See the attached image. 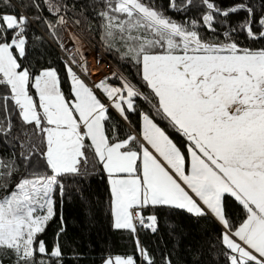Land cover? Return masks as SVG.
<instances>
[{"label": "snow or ice", "instance_id": "6c2138e0", "mask_svg": "<svg viewBox=\"0 0 264 264\" xmlns=\"http://www.w3.org/2000/svg\"><path fill=\"white\" fill-rule=\"evenodd\" d=\"M75 9L68 0L0 5V143L11 148L0 154V264H63L67 181L89 167L106 174L112 227L132 234L138 252L103 264H173L138 236L158 230L161 211L215 222L218 264H264V46L238 39L264 43V0H99L97 27L72 33L69 49L60 31ZM37 22L68 56L67 93L57 67L34 70L29 59L42 40ZM93 33L136 82L118 71L87 82Z\"/></svg>", "mask_w": 264, "mask_h": 264}, {"label": "trees", "instance_id": "16d2710c", "mask_svg": "<svg viewBox=\"0 0 264 264\" xmlns=\"http://www.w3.org/2000/svg\"><path fill=\"white\" fill-rule=\"evenodd\" d=\"M13 2L15 3L16 0ZM68 2L76 4L75 11L68 13V23L87 37L89 22L93 28L97 27L98 18L93 11V5L99 0H68ZM156 2L165 7L168 4V0H156ZM177 2L179 3L180 0ZM221 2L222 6H228L232 0H221ZM252 2L260 4V0H252ZM2 3L3 0H0V5ZM33 11L35 10H29L30 13ZM167 14L178 20L183 19V16L172 11H168ZM45 15H47L46 12ZM190 15H197V13L194 10ZM76 19L80 20L79 25L74 23ZM64 29L60 31L61 37H63ZM33 30L36 36L42 37L29 57L35 66L34 70H38L42 66H49V64L57 67L62 76V87L67 93L70 87L64 70V61L68 59L67 54L55 40L50 38L49 30L43 24L38 22L33 24ZM203 34L206 37L212 36L211 33ZM93 35L95 38L91 44L106 57L118 72L125 75L132 73L130 78L136 82L138 78L134 75L135 70L125 61H121L115 52L102 49L99 37L94 33ZM238 39L246 46H264V43L261 42L251 44L245 40L243 35ZM138 103L141 107H148L142 100ZM112 115L116 120L124 123L115 111L112 112ZM131 119L136 122L138 116L132 113ZM9 152H11V148L0 143V154ZM57 210L61 211L59 204ZM62 213L67 225L66 235L60 239L64 253L63 264H103V260L109 254H112L113 257L125 253L138 255L134 236L127 230H116L112 227L109 210V185L105 173L99 170L93 171L89 167V175L78 178L76 181L68 180ZM158 217L159 226L156 232L146 228H141L138 232L140 241L156 256L158 261L162 254H171L173 264H218V258L215 255L216 249L213 247L218 244L216 236L219 226L215 222L197 220L187 214L181 215L167 211L159 212ZM58 224L57 220L47 230V236L44 238L49 244L56 239ZM0 258L3 257L0 256ZM4 264H10L7 258L4 259Z\"/></svg>", "mask_w": 264, "mask_h": 264}, {"label": "rangeland", "instance_id": "374dc122", "mask_svg": "<svg viewBox=\"0 0 264 264\" xmlns=\"http://www.w3.org/2000/svg\"><path fill=\"white\" fill-rule=\"evenodd\" d=\"M72 33H77L78 35H81L82 39L85 37L76 27H74L72 24L68 23L64 29L63 38L65 39V41H67V47L69 49H71V47H72V42L68 41V37ZM84 55L87 57V60H88V67H89V71L91 73L89 75V77L91 76L92 82H98L99 80L104 78L103 73H100L102 70L99 67V65L97 64V62H99V58H102L105 60H107V59L92 44L90 45L87 40H84ZM77 59H79V57H77ZM73 67L75 68L76 66L74 65ZM93 67L96 68L95 69L96 71L92 72ZM108 69L111 70L112 72L117 71L116 68L112 64H111V67Z\"/></svg>", "mask_w": 264, "mask_h": 264}, {"label": "built area", "instance_id": "2783aa9c", "mask_svg": "<svg viewBox=\"0 0 264 264\" xmlns=\"http://www.w3.org/2000/svg\"><path fill=\"white\" fill-rule=\"evenodd\" d=\"M97 64L99 65V67L101 68V72L100 73H103V77L106 76V75H109L112 71L109 70L108 68L111 67V63L108 61V60H105V59H102V58H99V62H97ZM87 82L91 85L92 83V80H91V76H87Z\"/></svg>", "mask_w": 264, "mask_h": 264}, {"label": "crops", "instance_id": "0c3cea01", "mask_svg": "<svg viewBox=\"0 0 264 264\" xmlns=\"http://www.w3.org/2000/svg\"><path fill=\"white\" fill-rule=\"evenodd\" d=\"M92 69H93V70H92V72H93L95 68L93 67ZM117 114H118V113H117ZM118 115H119V114H118Z\"/></svg>", "mask_w": 264, "mask_h": 264}, {"label": "bare ground", "instance_id": "6f19581e", "mask_svg": "<svg viewBox=\"0 0 264 264\" xmlns=\"http://www.w3.org/2000/svg\"><path fill=\"white\" fill-rule=\"evenodd\" d=\"M95 69H96V68H95ZM95 69H94V71H96Z\"/></svg>", "mask_w": 264, "mask_h": 264}]
</instances>
